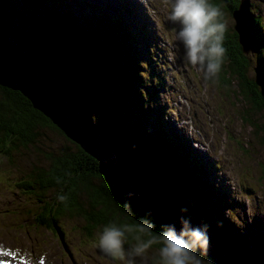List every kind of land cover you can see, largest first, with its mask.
<instances>
[{"label":"trees","instance_id":"trees-1","mask_svg":"<svg viewBox=\"0 0 264 264\" xmlns=\"http://www.w3.org/2000/svg\"><path fill=\"white\" fill-rule=\"evenodd\" d=\"M18 1L26 13L22 18L29 20L31 26L23 21L16 26L17 21L10 20ZM240 1L211 0L234 19L228 21L224 37L226 53L217 79L220 85H232L252 111H264L261 22L254 16L248 0L255 40L250 50L245 51L234 17ZM73 6L64 0H0V55L32 87L46 95L52 93V74H65L90 126L109 133L119 145L133 151L144 173L168 181L179 212L190 219L198 215L218 241L232 248V238H240L229 219L212 203L211 196L210 202L202 198L212 195L203 175L200 161L203 156L178 143L180 138L173 137L160 118L150 112L144 81L137 74L142 67L136 49L139 32L133 35L129 25L106 13L90 23ZM251 51L256 58L253 76L248 73ZM48 130L57 131L67 142L57 149L45 147ZM260 131L264 145V129ZM32 154L35 160L24 163ZM0 167L6 175L0 179L6 180L13 195L17 194L8 206L13 214L9 217L17 229L30 235L36 230L53 235L68 249L69 233L95 246L93 241L97 240L98 232L110 222L135 226L147 218L155 223L153 235L162 231L160 220L127 198L119 184L100 170L96 156L68 135L21 88L1 81ZM23 194L27 204L22 202ZM59 195H66L67 201L60 202ZM193 198L195 207L188 206ZM184 207L187 213L180 211ZM134 243L129 236L125 247ZM158 247L152 248L157 251ZM257 248L248 259L243 256L244 246L232 254L251 264H264V245ZM200 255L203 264H217L210 254Z\"/></svg>","mask_w":264,"mask_h":264},{"label":"rangeland","instance_id":"rangeland-1","mask_svg":"<svg viewBox=\"0 0 264 264\" xmlns=\"http://www.w3.org/2000/svg\"><path fill=\"white\" fill-rule=\"evenodd\" d=\"M64 1L74 5L73 9L90 23L104 13L115 14L118 9L134 8L132 1L141 7L147 23L140 25L142 33L136 29L131 32L133 35L139 32L136 49L142 67L137 74L144 81L150 112L160 118L173 137L180 138L178 143L186 147L188 142V146L208 156L200 161L212 195H203L202 198L210 202L209 196L212 197V203H216L217 209L226 214L241 239L240 242V239L232 238V248L228 247L231 253L244 246L246 252L243 256L247 259L252 257L251 251L258 249L260 244L264 245V145L259 137L260 130L264 129V111H252L232 85H220L219 78L205 80L199 67L185 61L183 46L175 39L178 25L168 20L169 7L164 0H93L90 7L75 6L73 0ZM246 1H240L236 9H239L237 14L242 23L248 19L244 13ZM249 2L254 16H258L261 22V51L264 53V0ZM17 5V11L12 12L10 20L17 21L16 26H20L22 21L31 26L29 20L22 18V14L26 13L19 1ZM226 20L234 22L228 12ZM16 42L19 41L16 39ZM147 43H150L149 47ZM254 48L255 52L258 51L257 46ZM253 55L252 51L248 53V73L251 76L256 64ZM45 142V147L57 149L67 141L57 131L48 130ZM33 160L34 154L23 162ZM5 176L0 167V177L4 179ZM16 196L4 186L0 190V249L4 252L13 248L24 251L29 255L27 262L30 263L39 261L38 257L42 256L44 264H124L88 245L73 233L68 234L69 247L66 249L53 235H43L46 233L38 230L31 231L30 235L17 229L9 217L13 215L8 208L11 203H7ZM22 202L27 204L24 194ZM202 202L204 204L205 201ZM187 204L195 207V199ZM24 209H27L26 206ZM93 242L96 243V240ZM154 251L152 248L147 254L148 264H155ZM3 262L0 259V264ZM137 264L143 262L137 258Z\"/></svg>","mask_w":264,"mask_h":264},{"label":"clouds","instance_id":"clouds-1","mask_svg":"<svg viewBox=\"0 0 264 264\" xmlns=\"http://www.w3.org/2000/svg\"><path fill=\"white\" fill-rule=\"evenodd\" d=\"M164 3L170 9L168 20L178 25L175 39L183 46L185 61L199 67L205 80L214 81L226 53L224 37L228 21L221 7L211 0H164ZM5 188L12 193L8 185ZM57 199L64 203L68 197L59 195ZM125 206L130 208V204ZM180 211L187 213L188 209L184 207ZM180 225L179 231L174 224L161 225L162 231L153 235L155 223L147 218L135 226L110 222L98 232L95 246L124 264H137V258L148 264L147 254L153 245H159L155 264H203L200 253L206 254L210 247L209 226H193L190 217L183 216ZM129 236L135 243L125 247Z\"/></svg>","mask_w":264,"mask_h":264},{"label":"water","instance_id":"water-1","mask_svg":"<svg viewBox=\"0 0 264 264\" xmlns=\"http://www.w3.org/2000/svg\"><path fill=\"white\" fill-rule=\"evenodd\" d=\"M242 1V0H241ZM246 1V0H243ZM247 21L242 23L238 10L234 11L236 28L245 51H249L255 40L252 19L248 12V2H244ZM0 81L21 88L34 102L47 112L68 135L80 142L100 161V170L119 184L121 190L134 203L150 211L163 225L174 224L179 231L182 215L174 199L168 181L160 176H150L142 171L139 157L126 146L119 145L113 137L103 130L90 126L83 105L67 76L56 72L50 82L52 93L46 95L32 87L11 64L0 55ZM134 195L129 196L128 193ZM193 226L205 224L195 215L190 219ZM210 247L207 253L214 257L217 264H251L231 253L227 244L218 241L208 228Z\"/></svg>","mask_w":264,"mask_h":264},{"label":"bare ground","instance_id":"bare-ground-1","mask_svg":"<svg viewBox=\"0 0 264 264\" xmlns=\"http://www.w3.org/2000/svg\"><path fill=\"white\" fill-rule=\"evenodd\" d=\"M191 150V149H190Z\"/></svg>","mask_w":264,"mask_h":264}]
</instances>
